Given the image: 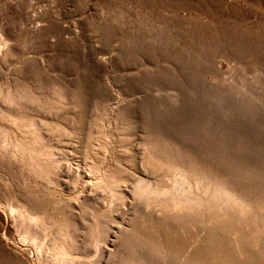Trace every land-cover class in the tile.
Here are the masks:
<instances>
[{"label": "rangeland", "instance_id": "rangeland-1", "mask_svg": "<svg viewBox=\"0 0 264 264\" xmlns=\"http://www.w3.org/2000/svg\"><path fill=\"white\" fill-rule=\"evenodd\" d=\"M23 92L32 103H6ZM158 139L205 166L229 164L230 173L214 169L240 187L264 182V0H0V239L9 253L62 264L21 239L9 207L31 196L68 219L74 260L118 264L126 233L151 230L134 187L176 199L210 190L193 166L154 154ZM18 144L42 154L38 174ZM172 230L152 229L180 238Z\"/></svg>", "mask_w": 264, "mask_h": 264}, {"label": "bare ground", "instance_id": "bare-ground-1", "mask_svg": "<svg viewBox=\"0 0 264 264\" xmlns=\"http://www.w3.org/2000/svg\"><path fill=\"white\" fill-rule=\"evenodd\" d=\"M32 101L25 92L16 96L6 95L8 105ZM16 148L20 150L23 162L38 174L42 154L21 144ZM151 150L156 155L193 166L194 170L202 173L210 190L205 196L198 192H185L176 199L171 194L157 193L148 188L141 193L139 185L134 187V200L142 207L140 221L146 231L147 228L151 230L145 234L137 229L126 233L120 250L114 254L118 264H146L139 260V252L150 258L167 260L170 264H264V182L247 180L240 187L237 182L222 179L214 169L215 165L223 166L230 173L229 164L208 158L205 166L197 158L173 150L159 139ZM38 198L43 197L38 195ZM111 198L119 199L115 189L111 190ZM33 200V197L26 196L17 206L9 207L16 226H23L21 239L32 244L38 253L49 258L53 256L62 264H91L72 258L77 247L72 234L75 230L68 219L61 212L43 209L42 204ZM177 203L178 209L175 208ZM155 209L159 217H154ZM97 229L95 225L94 230ZM152 229L170 234L175 233L172 229H179L181 235L180 238L161 236ZM51 230L56 232V236L47 244L43 239ZM97 243L98 240L94 242L96 250ZM0 264L25 262L17 254L9 253L0 239Z\"/></svg>", "mask_w": 264, "mask_h": 264}]
</instances>
